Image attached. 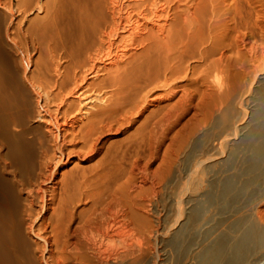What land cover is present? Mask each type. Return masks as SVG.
Returning <instances> with one entry per match:
<instances>
[{"label":"bare ground","instance_id":"1","mask_svg":"<svg viewBox=\"0 0 264 264\" xmlns=\"http://www.w3.org/2000/svg\"><path fill=\"white\" fill-rule=\"evenodd\" d=\"M264 260V0H0V264Z\"/></svg>","mask_w":264,"mask_h":264},{"label":"rangeland","instance_id":"2","mask_svg":"<svg viewBox=\"0 0 264 264\" xmlns=\"http://www.w3.org/2000/svg\"><path fill=\"white\" fill-rule=\"evenodd\" d=\"M257 264H264V260L262 258H260L257 262Z\"/></svg>","mask_w":264,"mask_h":264}]
</instances>
